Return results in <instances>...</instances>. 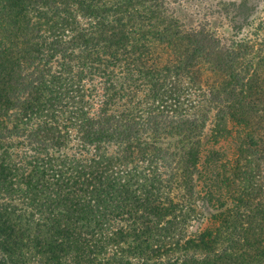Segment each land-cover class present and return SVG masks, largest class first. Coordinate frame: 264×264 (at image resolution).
<instances>
[{
	"label": "trees",
	"instance_id": "obj_1",
	"mask_svg": "<svg viewBox=\"0 0 264 264\" xmlns=\"http://www.w3.org/2000/svg\"><path fill=\"white\" fill-rule=\"evenodd\" d=\"M175 26L158 0H0V264L25 247L43 264H264V201H246L250 176L238 191L223 178L216 223L181 237L160 177L175 152L159 144L186 141L181 182L195 186L193 172L221 155L203 157L195 131L226 107L248 136L224 168L248 172L243 152L259 168L252 147L264 142L247 120L264 121V36L225 43ZM201 63L216 76L206 91Z\"/></svg>",
	"mask_w": 264,
	"mask_h": 264
},
{
	"label": "rangeland",
	"instance_id": "obj_2",
	"mask_svg": "<svg viewBox=\"0 0 264 264\" xmlns=\"http://www.w3.org/2000/svg\"><path fill=\"white\" fill-rule=\"evenodd\" d=\"M152 3L153 1L150 4ZM158 4L162 5L167 15L174 16L176 28L187 30L202 26L210 29L225 43L237 41V39H246L247 45H249V43H253L254 39H260L264 36V26H259L261 21L264 20V0H158ZM147 15L148 18L146 20L149 24L155 25L160 20L152 12H148ZM161 48H164L165 52L161 51ZM257 48L259 47L255 46L252 51H250V47L247 48L249 51L248 53H245V56L250 57ZM158 49L159 52L161 51L160 54L162 60H165L167 57L166 48L162 45L159 46ZM242 50H244V48ZM263 51L264 46L260 54L255 57V60L262 57ZM196 69H199L197 75L202 78L198 87H201V89L206 91L210 88L209 85L214 83L216 76L213 75L209 65L206 63H201L198 68H193V70ZM182 74L185 76L184 72H182ZM119 76L122 77V74L118 73L115 80L122 79L119 78ZM182 81L185 82L183 77ZM179 84L182 85V82ZM186 84L187 83H183V85ZM188 98L192 99L193 95L185 96V101ZM221 108L222 113L218 118L215 117L214 114L216 111L212 108L208 112V120L206 121V124L202 129L195 131V133L199 131L195 138H199L202 141L203 157L211 158L208 156L211 150H218L221 155L219 157L211 158L209 163L210 169L209 166H207L206 169L203 170L202 176L200 175V178H197V171L193 172V178L196 180V185H189L191 187L190 189L189 186L185 187L181 182V167L179 166L180 148L185 145L186 141L181 139L180 136H166L159 142L163 147H168L169 153L170 151L175 152V157H172V155H166L165 158L167 159L163 160V156L162 160L166 163L165 165L163 164V168L159 165L161 166L159 168H161L160 170L163 172L160 176L161 179H171L170 181L172 182H169L168 184L163 180V184L166 185V187L162 188V197H165L166 199V201L163 202L168 203L167 199H172L176 204V214L180 219H183V223H181L183 228L180 226L182 229L179 228L177 230V233L181 237L195 234L207 225L216 223L215 214L217 210L221 209L219 206L221 202L224 201V198L218 195L219 189L217 188V184L222 183L225 186L226 181L223 183V178L228 174H230L229 177L232 179L231 186L225 187V191L228 188L238 191L241 187L238 188L237 185L240 186L241 182L248 176L251 178L250 181H253L251 186H253L257 180H262L261 182H264V161L260 162L261 165L259 168L254 166L256 163L253 160L254 153L253 155L249 154V152L247 154H245V152L242 153L241 157H246V159L249 160L250 167L248 172L243 171L245 168L241 169V171L238 172V176H234L235 179L232 177L235 174L231 171V165L230 167L225 166L224 168L223 165L226 162L233 161L235 157L236 159L240 158L238 157L239 146L247 144L246 139L248 133L246 132V128H243L242 125L236 123L229 116L231 111L228 108ZM247 122L251 127L256 128L257 134L262 135L261 140L264 142V121H257L256 123V120L252 119V122H255L254 124L249 120H247ZM215 128L220 132L216 141L212 136L213 133H215ZM68 145H71V143H68ZM260 146V148H263L262 152L256 151L259 147H252V150L256 152V155L264 154V143L262 144L261 141ZM214 155L215 154H213V156ZM215 160L218 161V169H216ZM167 173L168 175H166ZM219 173L220 175H218ZM164 176L166 178H163ZM250 187L246 189V192L249 194L246 201H251L253 203L264 201V190L262 196H256L257 192L251 190ZM32 230H34L33 227ZM35 252L34 248L31 249V247H25L19 251H15L13 255L10 256L11 261H6L5 264H43L44 262H40V256L35 254ZM175 252L177 253V251ZM0 257H2L1 252ZM61 264L67 263L62 261Z\"/></svg>",
	"mask_w": 264,
	"mask_h": 264
}]
</instances>
